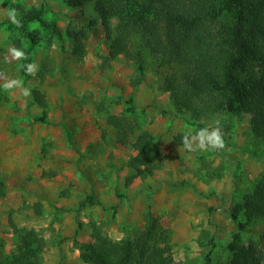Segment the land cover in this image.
<instances>
[{
  "label": "rangeland",
  "instance_id": "rangeland-1",
  "mask_svg": "<svg viewBox=\"0 0 264 264\" xmlns=\"http://www.w3.org/2000/svg\"><path fill=\"white\" fill-rule=\"evenodd\" d=\"M40 8L55 25L30 22L39 37L34 43L7 13L15 9L19 21ZM75 30L85 36L76 40ZM80 43L83 50L76 52ZM140 44L132 42L141 60L110 58L93 1L72 7L63 0H0V174L6 185L0 260L18 256L16 229H34L44 238L39 264H89L77 240L92 242L94 227L114 240L132 238L152 212L170 231L175 262L204 264L210 254V264H228L225 246L237 231L231 210L264 176V137L253 133L248 115L221 111L196 118L197 102L173 105L167 90L172 69L160 67ZM11 48L23 57L14 59ZM12 81L19 86L6 88ZM34 89L43 102L34 99ZM112 114L134 128L116 127ZM202 128H219L225 147L183 149L178 135ZM141 132L162 152L152 174L130 164ZM244 237L264 255V220Z\"/></svg>",
  "mask_w": 264,
  "mask_h": 264
},
{
  "label": "trees",
  "instance_id": "trees-1",
  "mask_svg": "<svg viewBox=\"0 0 264 264\" xmlns=\"http://www.w3.org/2000/svg\"><path fill=\"white\" fill-rule=\"evenodd\" d=\"M89 1L94 2L103 25L110 58L125 54L141 60L140 50L132 48L137 39L157 57L160 67L172 69L167 90L173 105L197 102L196 118L221 111L248 115L253 133L264 137V0H63L72 7ZM34 21L55 24L44 19L41 8L27 11L15 26L35 43L37 30L29 28ZM96 23L91 19L89 26ZM70 35L80 40L85 31ZM82 50L80 43L75 51ZM33 93L37 102L44 101L39 89ZM109 122L122 130L134 128L125 116L112 114ZM182 136L178 135L179 141ZM134 147L137 152L130 164L144 166L139 174H152L162 165V152L150 133L141 132ZM5 193L0 174V196ZM231 217L237 231L225 246L230 253L228 264H264L257 243L244 237L254 222L264 220V176L236 202ZM16 232L18 256L0 264H39L44 238L34 229ZM92 237V242L76 241L81 260L89 264H198L194 258L173 260L170 231L152 212L132 238L114 240L98 227ZM204 264H210V254Z\"/></svg>",
  "mask_w": 264,
  "mask_h": 264
},
{
  "label": "clouds",
  "instance_id": "clouds-1",
  "mask_svg": "<svg viewBox=\"0 0 264 264\" xmlns=\"http://www.w3.org/2000/svg\"><path fill=\"white\" fill-rule=\"evenodd\" d=\"M7 15L11 18L14 24H17L19 26V21L16 18L17 13L15 9L9 11ZM10 52L12 53L14 59L22 58L24 55L22 51L16 48H11ZM35 67V65H28V72L32 73L35 70ZM13 84L19 86L18 81H12L11 84H5V87L9 88ZM23 95L29 96V90L24 89ZM180 145H182L183 149L189 152H195L205 151L208 149H223L225 147V142L223 140V133L219 128H214L211 130H209L208 128H202L195 132H193L192 130L186 132L185 135H183L181 138Z\"/></svg>",
  "mask_w": 264,
  "mask_h": 264
}]
</instances>
